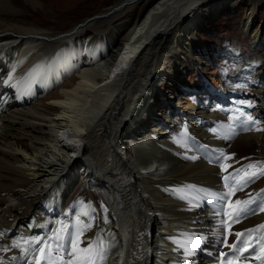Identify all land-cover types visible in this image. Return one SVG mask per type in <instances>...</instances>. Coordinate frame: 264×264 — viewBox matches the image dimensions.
<instances>
[{"label": "bare ground", "instance_id": "1", "mask_svg": "<svg viewBox=\"0 0 264 264\" xmlns=\"http://www.w3.org/2000/svg\"><path fill=\"white\" fill-rule=\"evenodd\" d=\"M149 3L115 0L67 34L51 35L26 22L19 0H0V232L5 233L0 245L43 234L47 220L40 222L41 211L58 207L77 184L76 189H98L105 199L106 206L95 213V230L86 227L79 208L72 228H84L80 248L92 244L97 232L104 236L108 250L103 264H184L176 242L190 247L199 236L206 239L188 264H213L222 236L216 215L221 202L195 188L221 191L212 151L198 149L193 141L209 149L219 143L226 151L255 145L262 157L264 131L234 132L224 142L227 130L221 129L220 115L208 111L220 98L209 87L197 105L180 110L190 115V122L184 117L177 125L161 114L173 97L168 92L164 102L156 103L155 91L163 95L164 85L182 84L190 64L199 67L192 52L195 46L206 50L200 35L207 23L235 6L233 0H156L134 26L113 21L130 9L134 14L129 20L134 19L139 6ZM251 3L242 21L245 32L259 1ZM90 28L99 31L75 40ZM40 45L43 49L37 50ZM233 51L227 56L234 60ZM258 63L243 62L239 73L254 86ZM70 74L74 79L57 89ZM263 93L264 85L254 90V99L262 100ZM218 102V108L225 106L222 98ZM158 124L169 126V132L154 128ZM185 128L188 138L181 136ZM14 255L18 249L0 253L6 263Z\"/></svg>", "mask_w": 264, "mask_h": 264}, {"label": "rangeland", "instance_id": "2", "mask_svg": "<svg viewBox=\"0 0 264 264\" xmlns=\"http://www.w3.org/2000/svg\"><path fill=\"white\" fill-rule=\"evenodd\" d=\"M148 1L150 0H147V2ZM155 1L156 0H151L152 3ZM251 1L252 0H233L235 6L233 10L229 11L225 9L224 13H222L218 18L214 21H209L210 23H207L206 32H203L200 35L202 42L207 46L206 50H202L200 48L197 49L198 46H195V49L192 52V56L198 59L200 63L199 67L197 68L193 64H190L182 75V84L178 85L173 83L164 85L166 87L164 88L163 95H160L158 91H155V93H157V98H155L156 103L164 102L169 93L171 94L170 97H173L170 107L165 108L163 106L161 113L162 115L164 114V117H168L169 122L176 123L178 125L179 121L183 117L188 118L190 122V115H187L182 111L189 110V108L193 105H197V102L200 101L199 97L203 95L206 87L215 91L214 93L218 98H222L221 92L228 96L235 93L234 96L230 95V99L235 98L232 102H230V104H235L237 101H241L243 102V106H245L254 99V90L264 85V0H258V9L252 20V25L250 29L245 32L242 26V21L247 15V11L250 8L249 6L252 4ZM37 2L38 5L26 2L25 0H19L20 9L23 11L22 15L25 16L24 18H26V22L37 28L50 30L53 32L51 35H56L74 29L73 27H75L77 23L81 24L84 19L89 18L91 15L99 14L105 9L112 7L115 0H37ZM152 3H149L144 7L142 5L139 6L140 11L134 19L129 20L134 14V9H130L123 15L116 17L113 21L115 24L121 23L134 26L141 21ZM105 25L106 23L101 24L100 28H104ZM102 30L103 29H101V31ZM97 31L99 30L90 28L86 30L83 35L80 34L77 37L75 36V40L79 41L86 36H93ZM256 35L259 38L254 40ZM41 48L43 49V45H40L37 50H40ZM228 51L236 53V58L234 60L228 58ZM54 57L55 56H53V58ZM247 60L259 61L257 67L259 68L258 72L260 73L258 77V84L256 86L251 85L250 81L249 85H246L248 84V80H246L247 78L240 75L243 76L241 79L239 76V73L242 70L241 65ZM72 79H74V75L70 74L69 77L60 83L56 88L59 89L63 87L65 83H69ZM5 103L6 100H4L3 105H5ZM258 103L260 110H264V93L263 99L258 101ZM256 107L254 106L253 109ZM173 108H176V111H178V113L175 111L176 116L171 115ZM223 109H226V106H222L221 109L218 108L217 112H213L215 110V106L211 105L208 107V111L216 115H220L221 112L219 111H222ZM0 112H2V109ZM180 112L184 114V116ZM261 114L264 115V112ZM206 115L210 114L206 112ZM163 124L168 125V123ZM152 125L153 124L148 126L149 129H152ZM257 127L261 129V125ZM154 128L165 132H169L170 130L169 126L165 127L162 124H158V126H154ZM247 130H249L248 126H240V128H237L235 130L236 132L233 131V133L235 132L234 135L239 136L242 132ZM227 142H229L228 139ZM233 143L234 140H232L229 144L232 145ZM231 149L232 148L229 146L227 152L229 151V153L232 154L233 159L239 157L241 160L247 155L257 158L259 157L257 154L259 152L257 151L255 145L240 146L238 150ZM78 187L79 185L75 184L74 187H72L67 193V196H71L64 197L62 202L58 203V207L53 208L51 212L46 208L42 210V207L40 206L38 209L40 211L42 210V218L40 217V222H44V219L48 214L47 219H50V224L55 221V226L53 224V227L60 228L62 226L60 224V220L57 218H63L65 220V224L70 225V221L73 218L75 220L76 209L79 208L84 210V214L87 213L82 220L85 223H89L95 230V213L99 210V208L103 209L106 206L104 201L105 199H101L104 197H102L98 189H83L82 187L76 189ZM102 206L104 207L102 208ZM39 213L40 212H37V214ZM73 221L71 222L72 228ZM39 225L41 224H38L35 227H38ZM50 226L51 225H49L48 228ZM91 237H93V235H91ZM96 237L97 239L93 241L92 244L103 245L104 249L107 251L108 243L105 241L104 236L100 234V232H97ZM89 244H91V241ZM106 251L104 252V257L107 255ZM105 260L106 258L103 260L102 264Z\"/></svg>", "mask_w": 264, "mask_h": 264}, {"label": "snow or ice", "instance_id": "3", "mask_svg": "<svg viewBox=\"0 0 264 264\" xmlns=\"http://www.w3.org/2000/svg\"><path fill=\"white\" fill-rule=\"evenodd\" d=\"M11 77L5 83H10ZM244 107H250L246 105ZM233 122H239L251 129L256 127L258 121L251 114H246L242 108L234 109V114L229 117ZM264 123V122H260ZM231 127V125L229 126ZM258 131L264 129L256 128ZM214 134H218L216 128H212ZM181 136L188 138L187 128L181 133ZM193 145L205 151L216 152V149H209L208 145ZM190 150V149H188ZM195 160V155L190 157ZM233 159L232 155H226L220 152L216 163L219 165L221 173H227L222 176L223 187L227 190L225 192L214 193L207 189L195 188V191L202 193L206 198H210L214 203L221 202V207L216 211V215L221 219L219 221V231L227 233L222 235L220 243L229 249L228 253L221 252L218 260L219 264H239L241 261L254 260L257 264H264V224H258L254 228H248L244 231H236L232 233L231 225L238 223L240 219L247 218L249 215H256L258 213L264 214V189L253 195L247 193L248 199L240 200L231 199L237 192L244 191L245 188L255 180L264 177V162L248 163L247 165L235 169L233 172H228L232 167L226 164V161ZM178 191V190H174ZM227 204L228 210H224V204ZM87 215V213H85ZM227 217V219H225ZM87 225L86 227H90ZM83 227L77 229L71 234L68 233L67 227L62 225L56 230L53 237L49 238L48 243L33 239H25L22 236L13 239L10 244L0 245V253L7 254L12 249H18L19 255H14L8 259V264H16L17 261H24L25 264H102L104 252L106 251L103 245L89 244L85 248H80V236L83 233ZM5 233L0 232V239L4 237ZM234 236L235 242L229 243V237ZM206 239L205 236L193 238L191 246H186L184 243L176 242L178 248L183 249L184 264H188L189 259L195 254L197 247ZM67 240L70 246V251L65 250L64 241ZM54 241V243H53ZM34 245H42L36 248L37 254L31 259H26L30 250ZM6 257L0 256V264H5Z\"/></svg>", "mask_w": 264, "mask_h": 264}, {"label": "water", "instance_id": "4", "mask_svg": "<svg viewBox=\"0 0 264 264\" xmlns=\"http://www.w3.org/2000/svg\"><path fill=\"white\" fill-rule=\"evenodd\" d=\"M93 16H98V15L94 14V15H91L90 17H93ZM86 19H87V18H86ZM79 24H80V23H77V24L75 25V27H73V28L75 29L76 26L79 25ZM74 29H73V30H74ZM62 34H67V33H61V34H58V35H62Z\"/></svg>", "mask_w": 264, "mask_h": 264}]
</instances>
